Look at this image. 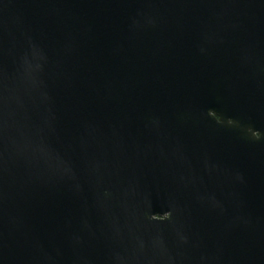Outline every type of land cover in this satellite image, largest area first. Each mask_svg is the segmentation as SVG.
Here are the masks:
<instances>
[{"label": "water", "instance_id": "water-1", "mask_svg": "<svg viewBox=\"0 0 264 264\" xmlns=\"http://www.w3.org/2000/svg\"><path fill=\"white\" fill-rule=\"evenodd\" d=\"M0 264H264V0H0Z\"/></svg>", "mask_w": 264, "mask_h": 264}]
</instances>
